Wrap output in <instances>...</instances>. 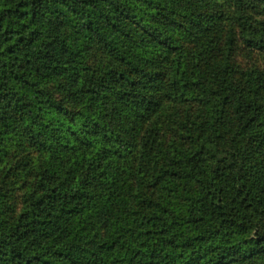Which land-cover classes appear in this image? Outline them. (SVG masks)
<instances>
[{"label": "trees", "instance_id": "16d2710c", "mask_svg": "<svg viewBox=\"0 0 264 264\" xmlns=\"http://www.w3.org/2000/svg\"><path fill=\"white\" fill-rule=\"evenodd\" d=\"M160 3L0 0V164L10 147L45 154L14 220L0 190V264H264V73L236 79L234 37L221 51L209 17L176 31L205 36L188 55L175 26L158 22ZM240 28L264 51V20ZM90 43L149 69L94 75ZM164 63L166 87L152 79ZM48 81L64 83L66 99ZM164 88L206 114L193 147L160 165L147 122Z\"/></svg>", "mask_w": 264, "mask_h": 264}, {"label": "rangeland", "instance_id": "374dc122", "mask_svg": "<svg viewBox=\"0 0 264 264\" xmlns=\"http://www.w3.org/2000/svg\"><path fill=\"white\" fill-rule=\"evenodd\" d=\"M161 5L167 3V8L158 7L157 20L166 27L175 26L174 29H167L176 39L188 55L194 52L202 39L196 31L194 33L180 35L176 31L182 29V25L193 24L192 16H203L212 18L211 30L208 34L218 35L220 38L219 49L223 51L225 41L229 34L234 37L232 64L236 71V79L250 70H259L264 73V51L246 46L241 38V25L243 23H255L257 20H264V13L261 7L252 0H155ZM176 2V4H175ZM152 11L153 9L150 8ZM177 23V24H176ZM180 27V28H178ZM67 29L73 28L68 23ZM196 24V29H201ZM176 29V30H175ZM216 32H219L216 34ZM89 55L87 63L94 75L99 74L107 68L123 69L132 77L141 78L142 71L147 66L138 65L134 68L129 64L113 61L105 51L93 43L89 44ZM211 59V58H210ZM153 81L167 86V66L164 64L153 65ZM47 86L58 98L66 99V85L64 83H53L48 81ZM151 98L159 105V109L147 125L154 127L156 137L155 149L162 151L163 157L160 165L168 164L172 156L183 157L181 153L191 149L199 137L200 125L206 114L205 108L193 100H181L171 97L166 89L151 94ZM70 108L80 109L82 103L68 101ZM45 154L37 152L34 148L25 144V147H10L7 159L0 164V190L5 193L4 209L6 215L14 220L25 204L27 195L33 190L34 182L38 175L41 163ZM146 198H157L158 192L155 189L146 187L138 191Z\"/></svg>", "mask_w": 264, "mask_h": 264}]
</instances>
